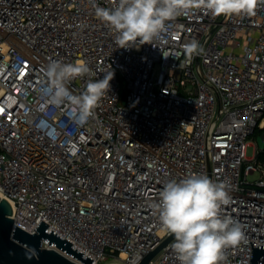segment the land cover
<instances>
[{"label": "built area", "instance_id": "built-area-1", "mask_svg": "<svg viewBox=\"0 0 264 264\" xmlns=\"http://www.w3.org/2000/svg\"><path fill=\"white\" fill-rule=\"evenodd\" d=\"M115 3L0 0V195L12 223L33 233L42 221L91 264H138L170 235L152 207L163 185L200 174L227 185L220 213L252 241L224 250L220 264H250L251 246L264 245V160L256 158L264 147L245 155L254 130L264 129V3L254 16L195 10L128 49L95 14ZM192 40L203 52L187 59ZM52 61L88 64L89 74L68 85L74 95L114 73L85 124L70 116L73 106L41 95ZM174 242L148 264H180Z\"/></svg>", "mask_w": 264, "mask_h": 264}, {"label": "clouds", "instance_id": "clouds-1", "mask_svg": "<svg viewBox=\"0 0 264 264\" xmlns=\"http://www.w3.org/2000/svg\"><path fill=\"white\" fill-rule=\"evenodd\" d=\"M264 0H116L111 8L97 6L95 14L116 30L118 48H132L152 43L167 31L168 24L195 10L219 16H254ZM203 52L198 41L183 46L187 59ZM90 72L86 62L52 61L44 69L39 91L47 103L57 107L73 106L70 116L78 125L94 115L101 98L109 92L111 78L89 80L79 95L70 91L69 83ZM229 202L227 185L209 177L191 174L179 181L169 180L153 204L160 226L174 235L172 248L180 264H220L224 250L239 245L244 239L241 226L231 217L222 216V205Z\"/></svg>", "mask_w": 264, "mask_h": 264}, {"label": "water", "instance_id": "water-1", "mask_svg": "<svg viewBox=\"0 0 264 264\" xmlns=\"http://www.w3.org/2000/svg\"><path fill=\"white\" fill-rule=\"evenodd\" d=\"M123 96V92L121 93ZM258 147H264V129L255 136ZM12 212L9 202L0 197V264H76L67 259L53 248L41 246V239L47 242V245L54 244L56 247L64 250L71 256L80 261L91 264L93 259L72 246L67 240L63 239L53 229L42 221H38L35 231L29 233L24 229L12 223ZM168 235L161 240L153 249L147 252L138 264H148V261L158 253V251L173 237ZM250 243L252 241L242 240ZM257 246L250 248V264H256L258 258L264 254L263 248ZM96 264V263H95ZM101 264H120L115 260L107 259Z\"/></svg>", "mask_w": 264, "mask_h": 264}, {"label": "rangeland", "instance_id": "rangeland-1", "mask_svg": "<svg viewBox=\"0 0 264 264\" xmlns=\"http://www.w3.org/2000/svg\"><path fill=\"white\" fill-rule=\"evenodd\" d=\"M247 145L245 146V155L247 157H251L253 154V150H254V145L258 146L256 141H255V137L251 136L248 141H247ZM256 158L258 160H264V152L262 151L259 155L256 156ZM258 177V173L257 172H253L248 174L247 176V180L248 181H252L254 179H256Z\"/></svg>", "mask_w": 264, "mask_h": 264}, {"label": "trees", "instance_id": "trees-1", "mask_svg": "<svg viewBox=\"0 0 264 264\" xmlns=\"http://www.w3.org/2000/svg\"><path fill=\"white\" fill-rule=\"evenodd\" d=\"M263 129H255L252 136L255 137L257 134H259ZM264 152V149L262 150Z\"/></svg>", "mask_w": 264, "mask_h": 264}, {"label": "bare ground", "instance_id": "bare-ground-1", "mask_svg": "<svg viewBox=\"0 0 264 264\" xmlns=\"http://www.w3.org/2000/svg\"><path fill=\"white\" fill-rule=\"evenodd\" d=\"M0 197L4 198L2 195H0Z\"/></svg>", "mask_w": 264, "mask_h": 264}, {"label": "snow or ice", "instance_id": "snow-or-ice-1", "mask_svg": "<svg viewBox=\"0 0 264 264\" xmlns=\"http://www.w3.org/2000/svg\"><path fill=\"white\" fill-rule=\"evenodd\" d=\"M0 111H2V109H0Z\"/></svg>", "mask_w": 264, "mask_h": 264}]
</instances>
